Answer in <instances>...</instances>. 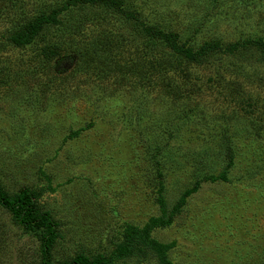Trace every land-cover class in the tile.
Masks as SVG:
<instances>
[{
  "label": "rangeland",
  "instance_id": "rangeland-1",
  "mask_svg": "<svg viewBox=\"0 0 264 264\" xmlns=\"http://www.w3.org/2000/svg\"><path fill=\"white\" fill-rule=\"evenodd\" d=\"M123 1L194 48L264 39V0ZM66 2L0 0V186L34 191L59 224L52 262L109 256L128 225L163 214L162 195L167 213L186 197L150 232L170 264H264L259 52L187 64L108 7H71L28 46L8 40ZM107 35L113 51L100 45ZM39 261L36 236L0 208V264ZM112 264L161 261L149 251Z\"/></svg>",
  "mask_w": 264,
  "mask_h": 264
},
{
  "label": "trees",
  "instance_id": "trees-1",
  "mask_svg": "<svg viewBox=\"0 0 264 264\" xmlns=\"http://www.w3.org/2000/svg\"><path fill=\"white\" fill-rule=\"evenodd\" d=\"M108 7L114 9L121 14L125 19L131 21V28L135 36H147L149 40L161 41L168 47L172 55L182 59L187 64H202L208 63L216 54L229 55L238 54L248 48L257 50L258 57L264 61V39L257 37L256 39H245L241 42H232L227 45H222L220 41L204 42L198 48L188 45L186 42L179 41V36L171 32H165L160 28H155L146 25L139 19L137 13L133 10H128L124 6L123 0H67L66 4L59 10H51L48 14L40 15L36 19L27 23L22 29L11 34L8 40L17 46H28L41 35V32L50 27H57L62 24L60 16L63 11L75 7ZM117 41L113 36L107 35L101 39L100 45L104 51L115 48ZM129 68H125L128 72ZM144 71H148L144 69ZM129 71L128 73H131ZM146 73H144L145 75ZM74 134V133H73ZM225 136V135H223ZM229 164L234 162V153L231 148ZM206 179L203 177L202 180ZM220 179L226 180L225 176ZM198 182V181H197ZM199 185V182L197 183ZM187 193L186 195H188ZM38 194L27 187H21L14 193H9L0 186V208L4 209L10 215V220L13 225L20 227L24 233H30L38 239L40 243V261L39 264H112L116 259H125L131 256L143 253L148 254L149 251L156 254L161 261V264H170L164 257L166 247L158 244L150 238L151 230L156 226H168L172 223L173 217L185 204V198L180 199L172 212L163 211L162 195L159 196V202L162 205V215L158 218H151L150 224L143 229L137 226L128 225L125 235L121 243L117 244L114 251L109 256L99 255L89 258L79 254L70 260H61L52 262L51 251L55 244L56 238L59 236V224L53 216L41 210L37 202Z\"/></svg>",
  "mask_w": 264,
  "mask_h": 264
}]
</instances>
